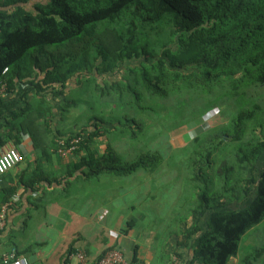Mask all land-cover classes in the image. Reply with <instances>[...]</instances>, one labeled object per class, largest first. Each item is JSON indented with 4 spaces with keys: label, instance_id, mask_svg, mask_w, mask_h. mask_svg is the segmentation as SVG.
I'll list each match as a JSON object with an SVG mask.
<instances>
[{
    "label": "trees",
    "instance_id": "1",
    "mask_svg": "<svg viewBox=\"0 0 264 264\" xmlns=\"http://www.w3.org/2000/svg\"><path fill=\"white\" fill-rule=\"evenodd\" d=\"M120 74L121 80L105 79ZM89 82L100 96L110 98L113 90L120 103L124 95L193 103L212 94L208 112L223 110L232 117L234 136L221 133L218 143L245 137L246 146L232 156L234 167L218 173L231 196L226 200L215 194L211 204L208 190L199 193L200 203L190 224H183L182 242L172 255L178 264H229L238 255L241 238L264 219V0H0V88L4 85L0 120L7 121L4 128L14 146L18 139L13 131L28 134L34 148L48 146L55 152L79 138L73 152L78 160L70 164L68 178L78 172L87 179L124 178L140 169L154 170L160 161L154 154L122 164L109 143L102 154L94 150L99 138L108 142L116 125L106 129L104 121L92 118L87 131L60 135L40 121L53 115L46 92L66 100L69 108L67 96L74 91L70 86L75 84L78 92L82 83ZM31 94L37 96V106ZM245 98L247 110L231 113ZM18 101L27 104L29 115L24 109L11 110ZM94 121L103 126L98 128ZM130 123L137 127L128 120L129 129ZM49 135L56 142L39 144V137ZM0 146H4L1 138ZM231 177L243 190L241 208L233 206L240 193L234 186L226 189ZM24 185L32 190L34 181ZM15 189L4 190L0 206ZM11 247L4 254L35 264L31 247ZM108 250L114 248L106 249L96 264ZM78 251L83 250L71 246L62 264H70L69 258Z\"/></svg>",
    "mask_w": 264,
    "mask_h": 264
},
{
    "label": "rangeland",
    "instance_id": "2",
    "mask_svg": "<svg viewBox=\"0 0 264 264\" xmlns=\"http://www.w3.org/2000/svg\"><path fill=\"white\" fill-rule=\"evenodd\" d=\"M122 77L120 74L106 76L105 79L110 82L121 80ZM109 92L110 98L100 96L101 93L95 90L93 83H82L78 92L72 91L67 96L68 101L71 103L76 101L78 105L65 108L64 118L58 130L65 132L74 129V122L78 125L87 121L88 125L89 120L98 118L105 122L106 129L115 125L118 127L115 132H109L106 143L115 148L116 157L122 164L136 161L147 154H154L159 158L160 161L154 170L140 169L128 177L130 186L121 187V184L117 183L115 188L103 187V190L135 189L132 198L136 204L140 201L146 203L150 198L143 197L146 190L143 187L144 181L154 182L155 202L158 204L154 206L158 214L155 219L161 218L162 224L153 225L152 228H158L161 238L159 240L164 244L169 238L168 230L171 223L179 229L180 224L190 222L193 210L200 203L198 195L203 190L209 191L211 204L214 202L215 194L220 193L226 200L231 196L224 190V176L220 178L218 173L221 168L224 173L226 168L234 167L232 156L238 153V149L246 146L245 137L239 142L225 141L221 145L218 143L221 141V133L225 136H234L235 127L231 122L232 117L223 110L208 112L214 103L213 96L210 97L212 94L193 103L151 99L148 94L140 95L138 99L124 95L120 103L116 93L113 90ZM262 92L264 93V89ZM247 100L246 98L238 100L235 110L231 113L236 115L247 110ZM208 116L212 118L207 119ZM128 120L136 123L137 127L130 123L129 129ZM225 174L230 175V172L226 171ZM195 175L200 179L194 180ZM101 179L123 180L109 175H103ZM226 183L227 191L234 186V191L240 193L233 206L236 204L241 208L243 205L241 201L244 200L243 193L241 194L242 187L234 185L232 177ZM124 200H128V197L126 196ZM152 201L155 205L154 199ZM116 206H119L118 203ZM37 216L43 220L41 215ZM81 226L82 223H76L73 228ZM53 235L54 229L48 230L35 219L33 227L10 234L8 248L13 245L21 248L31 247L36 250V256L47 254L55 249L51 237ZM36 244L41 251L35 247ZM236 258L239 264H264V219L241 238ZM231 261L232 259L230 263Z\"/></svg>",
    "mask_w": 264,
    "mask_h": 264
},
{
    "label": "crops",
    "instance_id": "3",
    "mask_svg": "<svg viewBox=\"0 0 264 264\" xmlns=\"http://www.w3.org/2000/svg\"><path fill=\"white\" fill-rule=\"evenodd\" d=\"M70 87L77 92L75 84ZM46 94L47 102H50L48 106H52L53 115L48 116V120L40 119L41 122L46 123L54 133L59 132L60 135L87 131V121L78 125L74 122V129L59 131V124L67 108L66 100L53 99L50 91ZM37 99L36 95L31 94L30 100L35 106L39 104L36 103ZM17 103H19L18 106H14L11 110L20 112L24 109L25 115H29L27 104L23 101ZM68 106H71L70 101ZM4 115L9 118L8 111ZM6 123V120H0V138L4 142V146H0V151L9 143L14 145V140L7 138L8 130L4 128ZM94 123L99 125L98 128L103 126L100 122L94 121ZM11 133L17 137L16 148L24 155L25 161L0 177V205L4 201V190L7 188L15 187L14 196H18V202L7 213L6 225L0 235V255L7 253L6 249L9 250L10 234L33 227L35 219H38L39 225L47 227L48 230L54 229V235L51 237H53L55 249L52 250L53 252L49 251L47 254L42 253L36 256V250L31 248L33 253L31 259L35 264H62L63 256L71 246L74 250L85 252V264H96L101 254L108 248L120 251L126 264L143 262L170 264L172 255L178 252L177 245L182 242L184 226L182 223L177 229V226L171 223L168 230L169 238L164 244L160 242L158 228H152L153 225L162 224L161 218L155 219L158 214L154 206L158 204L153 197L155 193L152 188L156 187L154 182L144 181L143 187L146 190L143 192V197L150 199L146 203L140 201L136 204L132 198L135 189L103 190V187L115 188L117 183H120L121 187L130 186L128 178L130 176L119 181L114 179L104 181L101 179L102 176L98 179H87L78 172L68 178L70 164L78 160L75 153L62 158L58 152L48 146L43 149L34 148L28 134H17V131ZM52 140L56 142L57 139L55 140L52 135L41 136L39 144L45 142L41 144L44 146ZM96 142L94 150L102 154L107 144L106 140L99 138ZM82 154L85 153L81 152L80 155ZM68 180L71 183L68 184ZM25 181H34L32 190L24 185ZM126 196L128 200H124ZM151 199H154L155 205ZM116 203L119 206H116ZM37 215H41L43 220ZM76 223H82V226L74 229L73 226ZM35 247L39 250L38 244ZM231 259L229 264H239L236 257ZM69 261L70 264H77L74 258H69Z\"/></svg>",
    "mask_w": 264,
    "mask_h": 264
},
{
    "label": "built area",
    "instance_id": "4",
    "mask_svg": "<svg viewBox=\"0 0 264 264\" xmlns=\"http://www.w3.org/2000/svg\"><path fill=\"white\" fill-rule=\"evenodd\" d=\"M1 93L4 91V85L0 88ZM78 139H74L71 142V146L66 149L58 150V154L62 158H67L73 154L77 147ZM25 160L24 155L14 146L9 143L4 149L0 151V177L7 173L12 168L23 163ZM18 202V196H14L9 202L0 206V231H2L6 225V217L10 207L14 206ZM75 258L77 264H84L85 255L84 252L78 251L71 255ZM3 264H29L25 257H16L14 254H4L2 255ZM98 264H126L123 255L118 250H108L102 258L99 260ZM172 264H178L177 258L174 256L172 258Z\"/></svg>",
    "mask_w": 264,
    "mask_h": 264
}]
</instances>
